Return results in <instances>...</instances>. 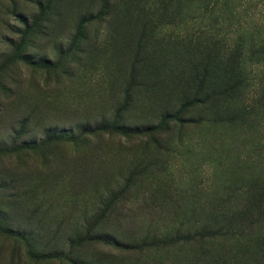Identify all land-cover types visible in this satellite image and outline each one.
<instances>
[{
    "label": "rangeland",
    "instance_id": "rangeland-1",
    "mask_svg": "<svg viewBox=\"0 0 264 264\" xmlns=\"http://www.w3.org/2000/svg\"><path fill=\"white\" fill-rule=\"evenodd\" d=\"M207 4L0 0V264H264V0ZM239 35L244 109L188 106Z\"/></svg>",
    "mask_w": 264,
    "mask_h": 264
},
{
    "label": "trees",
    "instance_id": "trees-1",
    "mask_svg": "<svg viewBox=\"0 0 264 264\" xmlns=\"http://www.w3.org/2000/svg\"><path fill=\"white\" fill-rule=\"evenodd\" d=\"M145 2H161L163 5L170 7L173 4H178L182 0H144ZM190 2H200V4L209 5H224L227 0H186ZM207 4V5H208ZM216 41V40H215ZM219 45L218 42L214 43L213 46L217 47ZM254 49L250 51L251 58L254 62H257V56L263 54L264 45L262 47L257 48V46L253 47ZM226 61L224 62V68L218 66L222 63L219 62V57L221 55L220 52L214 51V55H211L213 60V65L215 68V72L218 73V76L214 78L209 74L207 68L209 65H205L202 69L201 77L197 80L195 86L194 93L191 94L192 100L190 107L195 108L197 105H201L204 107L205 105H209V102H215L216 106L220 107L222 112L228 111L226 109L228 105H226V100L232 105V110L235 111L237 109H244L243 106H239L241 95H244V90L247 87L246 82L248 78L246 76L245 70L243 68V62L245 60V45L242 36H237L234 39L229 40V44L224 47L223 51ZM209 53H211L209 51ZM209 63V62H207ZM239 101H238V100ZM242 100V99H241ZM235 104V105H234ZM185 106V105H184ZM185 106V107H188ZM171 121L177 122L175 116H166L164 117L163 123L170 119ZM153 129V128H152ZM152 129H148L146 131H151ZM248 197L244 198V202L242 205V216L248 221L257 222L259 218H264V191L256 188L248 193Z\"/></svg>",
    "mask_w": 264,
    "mask_h": 264
}]
</instances>
